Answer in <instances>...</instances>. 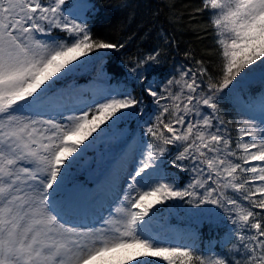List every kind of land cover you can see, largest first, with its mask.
I'll return each mask as SVG.
<instances>
[{
	"label": "snow or ice",
	"instance_id": "obj_1",
	"mask_svg": "<svg viewBox=\"0 0 264 264\" xmlns=\"http://www.w3.org/2000/svg\"><path fill=\"white\" fill-rule=\"evenodd\" d=\"M196 12L207 13L220 71L210 75L204 61L185 52L193 66H183L161 92L145 74L159 66L162 52L136 60L129 74L157 98L159 114L147 128L152 140L140 151L143 159L127 173V191L135 195L125 196L119 217L94 228L66 219L69 201L57 199L67 166L102 125L135 116L142 102L125 88L109 90L106 102L73 109L57 85L81 57L124 45L95 39L68 0H0V264H264V118L241 117L237 138L216 115L257 61L264 79V0H200ZM258 98L264 113V89ZM73 111L79 114L66 115ZM169 145L178 150L170 163L193 174L186 187L162 166ZM169 201L217 206L233 226L226 240L231 248L159 246L145 218Z\"/></svg>",
	"mask_w": 264,
	"mask_h": 264
},
{
	"label": "trees",
	"instance_id": "obj_2",
	"mask_svg": "<svg viewBox=\"0 0 264 264\" xmlns=\"http://www.w3.org/2000/svg\"><path fill=\"white\" fill-rule=\"evenodd\" d=\"M90 1L93 6L86 23L91 28L92 36L98 40L115 42L124 46L116 49L94 50L84 56V59L71 73L65 69L66 74L62 76L60 83L94 79L103 82L108 92L127 88L141 100L142 111L137 112L135 116H126L112 127L108 126L112 124L108 121L106 125H102V131L93 134L95 139L91 143L85 142L87 147L82 145L80 161L72 170L76 174V181L84 183H88L84 169L80 168L84 162L90 161L95 164L98 161H109L121 151L125 140L130 137L140 139L144 145L152 140L147 133V128L155 122V117L159 114V106L156 104L157 98L145 92L144 82L134 79V74H129L138 58L156 50L162 52L159 57V66L145 74L149 80L155 82L153 87L158 86L161 92H164L167 79L172 76L178 78L179 70H182L183 66H193L192 60L185 57V52L191 53L192 57L197 60L204 61V66L214 77L219 73L223 63L217 38L212 28L209 27L207 13L198 14L196 12V9L200 7V0ZM162 34H166L172 42L165 43ZM259 72L261 69L254 70L242 85L237 86V89L233 91V98L226 97L221 104L220 111L216 113L218 120L225 122V126L228 127L233 137L238 138L239 129L236 125L241 121L237 109L238 111L242 108L247 109L249 104H241L240 98H246L249 101L253 99L254 93H260L264 89V81L260 79H257L258 84L253 86V78L261 75ZM251 76L253 78H250ZM178 87L172 86V91H177ZM224 92L227 93L228 90L225 89ZM164 94L167 95L166 92ZM103 102H106V97L91 105ZM160 104L167 105L170 101L163 100ZM204 111L208 110L204 109ZM165 120L167 122V114H165ZM240 139L241 142H245L250 138ZM168 147L170 152L162 158V166L176 178L181 187H186L193 174L176 169L170 163L173 156L178 154V150L173 145ZM228 194L232 195V190H228ZM205 207L209 209L212 207L215 212L210 215L204 212ZM155 213L170 216V221L196 224L199 235L198 242L194 245L202 252H207L209 248L217 252L231 248V244H226V240L228 234L233 231V226L215 205H201L197 208L195 204L177 202V205L173 206V202L169 201L165 205H159ZM159 246L179 245L159 242ZM142 259L157 260L158 258Z\"/></svg>",
	"mask_w": 264,
	"mask_h": 264
},
{
	"label": "rangeland",
	"instance_id": "obj_3",
	"mask_svg": "<svg viewBox=\"0 0 264 264\" xmlns=\"http://www.w3.org/2000/svg\"><path fill=\"white\" fill-rule=\"evenodd\" d=\"M68 5L72 7L75 11H77L80 17L86 22L88 17V12L90 11V8L92 6L90 0H68ZM65 14L67 15L68 13L66 12ZM83 59L84 56L81 57L79 60L75 61L74 64L75 65L80 64V62ZM69 67H72V65H69ZM257 69H261L259 61L256 62V67L254 70ZM245 71H247V69H245ZM53 79H55V77ZM257 79L264 81V79H262V76L258 75L254 79L253 86L258 84ZM58 90L60 93L63 94V97L65 101L68 103L69 107L73 109L89 106L88 101H84L83 99L87 94H89V96H91L92 98H104L108 93L106 87L103 84L96 83L94 81L88 83H74L71 86H64L62 88H58ZM258 94H259L258 92L254 93V97L251 100L257 103V105H260ZM257 111L258 113L243 108L240 109L239 111L237 109L240 119L241 117H243L244 119L254 118L257 121V123H259L260 120L264 118V113H262L260 109H258ZM68 113L69 114L66 115L79 114L77 111L68 112ZM24 115H31V113H25ZM34 118H41V117H34ZM42 118L49 119L52 117L44 116ZM140 151L133 142H128L124 154H122L120 158L116 160V164L114 165V167L110 169L111 166H109L106 169V173L103 177V183L101 182L99 184L94 185L92 189H88L87 186H82L79 188L76 187L74 188V190L70 189L68 192L66 191L64 195L62 194V192L64 191L63 190L59 194L57 199L69 201L66 208L69 207L71 212H77V210L81 211V207L83 208L86 205L87 208L91 211H95L97 209L98 215H105L104 221L110 219L113 216L119 217V215L121 214L117 213L116 209L119 207L126 208L124 204V200H125L124 198L127 195V184L125 182L127 173L132 171V169L135 168L136 166H138L139 161L143 159V157L139 155ZM74 155H75V159L72 160L71 164L67 166L68 171L64 174V177L73 175V173H75L74 171H72V168L76 166L78 161H80L79 158L81 154L80 152H78V154H74ZM85 166H90V163H84V165L81 166L80 168L84 169ZM96 171L98 174V169ZM83 202L85 204H83ZM158 206L159 205H156L154 208L157 209ZM146 221H148V225H147L148 234L152 236L161 235L164 236V238L166 239L173 238L174 241L179 240L184 243H192L196 237V229H195L196 226L191 224L187 226H178L176 224H169L166 218L157 219V220H146ZM81 226H85V225H81ZM103 226L104 225L102 222L101 225H96L93 227L101 228ZM137 259H142V258H137ZM135 263H137L135 259L130 260L128 262V264H135Z\"/></svg>",
	"mask_w": 264,
	"mask_h": 264
},
{
	"label": "water",
	"instance_id": "obj_4",
	"mask_svg": "<svg viewBox=\"0 0 264 264\" xmlns=\"http://www.w3.org/2000/svg\"><path fill=\"white\" fill-rule=\"evenodd\" d=\"M87 175H88L89 178H91L92 180H96L95 177H94V175H93V171H92V170H91V171H88V172H87Z\"/></svg>",
	"mask_w": 264,
	"mask_h": 264
}]
</instances>
